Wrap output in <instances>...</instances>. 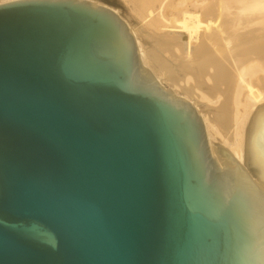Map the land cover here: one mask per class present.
<instances>
[{"label":"water","instance_id":"1","mask_svg":"<svg viewBox=\"0 0 264 264\" xmlns=\"http://www.w3.org/2000/svg\"><path fill=\"white\" fill-rule=\"evenodd\" d=\"M89 0L0 4V264H264V200ZM264 184V112L245 140Z\"/></svg>","mask_w":264,"mask_h":264},{"label":"bare ground","instance_id":"2","mask_svg":"<svg viewBox=\"0 0 264 264\" xmlns=\"http://www.w3.org/2000/svg\"><path fill=\"white\" fill-rule=\"evenodd\" d=\"M11 1L16 0H0V4ZM130 2L134 3L130 12L138 15L147 33L141 41L138 31L123 19L135 37L140 62L153 69L161 87L165 80L188 95L196 90L202 100L218 106L212 119L194 106L204 121L217 163L220 160L213 133L222 137L218 122L232 118V142L222 137L232 153L228 157L235 159L246 181L264 200V184L249 174L245 160V140L253 121L264 112V0ZM150 45L159 46L165 57L157 55ZM142 72L153 78L143 67ZM165 91L174 100L189 102L187 96L176 98L179 92L173 90V95L174 92ZM221 162L218 165L233 171L230 162Z\"/></svg>","mask_w":264,"mask_h":264},{"label":"rangeland","instance_id":"3","mask_svg":"<svg viewBox=\"0 0 264 264\" xmlns=\"http://www.w3.org/2000/svg\"><path fill=\"white\" fill-rule=\"evenodd\" d=\"M89 1H94L99 5H104V6H108L112 9H115L118 11V13L120 14V16L122 17V19H125L127 22H129L131 24V26L137 30L138 32V37L139 39L142 41L144 39H146L147 33H146V28L144 25H141L140 23H142L141 21H139V18L136 17L138 15L135 16L134 12H130L132 11V8L134 7V3L130 2L131 0H89ZM138 18V19H137ZM143 26V27H141ZM144 28V29H142ZM140 29V30H139ZM140 32V33H139ZM140 34V35H139ZM144 37V38H143ZM151 49H153V51L155 50L157 55H163L165 57V53L162 52V50H159V46L156 45H150ZM149 61V59H148ZM141 65L143 68H145L146 70H148L151 75L153 76V78H155V80L158 82V77L154 74L153 69H151L150 67L145 66L142 62ZM150 68V69H149ZM160 76V75H159ZM162 76V75H161ZM160 76V77H161ZM163 78V77H162ZM163 87H165V90L168 91H172V93L175 92H179V95H177L175 92L173 93V95H175V97L177 98H182L184 96H187L189 98V103L191 102V104L193 106H196L197 108L201 109V112L205 115H207V117H209V119L213 118V110L218 108V106L209 103V102H205L204 100H202L201 97H199L198 92H191L188 94H185L181 91V89H176L174 86L171 85L170 82H167L165 80H163ZM174 90V91H173ZM181 91V92H180ZM195 103V105H194ZM211 106V107H210ZM210 109V110H209ZM231 109V106H230ZM228 116V114H225ZM232 119L227 118L225 122H218V127L220 128L222 137L225 139H228L230 142H232V123L233 121L230 120ZM232 121V122H231ZM217 134L213 133V143L215 145L216 151H217V155L218 158L220 160V162H218L219 164H222L221 161H223L222 155H224V152H228L229 154L231 153V150H229V148L227 146H225L222 137L220 136H216ZM254 178V177H253Z\"/></svg>","mask_w":264,"mask_h":264}]
</instances>
